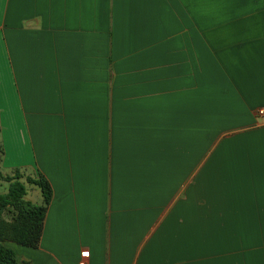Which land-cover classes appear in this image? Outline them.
<instances>
[{
    "label": "crops",
    "instance_id": "crops-1",
    "mask_svg": "<svg viewBox=\"0 0 264 264\" xmlns=\"http://www.w3.org/2000/svg\"><path fill=\"white\" fill-rule=\"evenodd\" d=\"M260 110L264 0H0V170L53 189L39 247L6 245L264 264Z\"/></svg>",
    "mask_w": 264,
    "mask_h": 264
},
{
    "label": "trees",
    "instance_id": "trees-1",
    "mask_svg": "<svg viewBox=\"0 0 264 264\" xmlns=\"http://www.w3.org/2000/svg\"><path fill=\"white\" fill-rule=\"evenodd\" d=\"M3 154V146L0 145V156ZM0 182L9 183V192L0 194V264H29L20 262L16 252L6 243L33 249L39 247L53 199L52 186L42 174L36 178L25 177L19 170L13 175H4L0 170ZM26 184L40 190L44 200L42 205L27 200Z\"/></svg>",
    "mask_w": 264,
    "mask_h": 264
},
{
    "label": "rangeland",
    "instance_id": "rangeland-1",
    "mask_svg": "<svg viewBox=\"0 0 264 264\" xmlns=\"http://www.w3.org/2000/svg\"><path fill=\"white\" fill-rule=\"evenodd\" d=\"M9 145V144H8ZM27 191H28V200L31 201L34 204L41 205L43 204V201L40 199L41 193L38 188L35 186L26 184ZM9 192V183L6 182H0V194H7ZM7 219H9V216H6ZM14 245V244H13Z\"/></svg>",
    "mask_w": 264,
    "mask_h": 264
},
{
    "label": "built area",
    "instance_id": "built-area-1",
    "mask_svg": "<svg viewBox=\"0 0 264 264\" xmlns=\"http://www.w3.org/2000/svg\"><path fill=\"white\" fill-rule=\"evenodd\" d=\"M259 115H260V116H264V110H260V111H259ZM88 255H89L88 252H84V253L82 254V256H83L84 259L87 258ZM82 264H85V262H83Z\"/></svg>",
    "mask_w": 264,
    "mask_h": 264
}]
</instances>
